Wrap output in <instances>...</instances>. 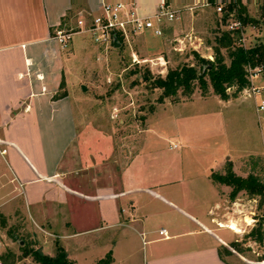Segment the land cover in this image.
I'll return each instance as SVG.
<instances>
[{"label": "rangeland", "instance_id": "1", "mask_svg": "<svg viewBox=\"0 0 264 264\" xmlns=\"http://www.w3.org/2000/svg\"><path fill=\"white\" fill-rule=\"evenodd\" d=\"M143 1L154 7L160 0ZM166 1L171 9L180 11V18L163 25L162 37L147 31L132 40L130 46L107 50L95 44L88 33L72 37L88 45L87 53L77 60L76 69H94L84 80L72 77L69 87L74 97L80 162L101 164L103 171L97 187L99 183H115L118 172L134 156L139 159L131 168L132 178L151 186L162 184L161 189L154 188L161 193L163 189L175 191L177 181L182 179L205 185L206 173L224 176L230 170L241 178L255 175L264 181V110H258L264 94L249 97L243 90L223 101L211 86L203 91L195 82L189 97L181 90L175 96L164 97L162 90L154 86L153 81L164 77L168 70L181 66L197 68L195 55L213 60L215 38L231 20L223 22L207 0ZM242 4L252 22L243 25L241 44L250 48L264 42V0H242ZM190 7L194 9L191 11ZM86 17L88 21L89 16ZM221 52L227 55L225 49ZM159 58L164 59V66ZM252 85L264 86V76L260 73L252 79ZM75 92L82 99H75ZM72 177L77 179L75 189L80 194L70 219L75 230L86 232L63 237L72 234L74 228L71 231L62 227V216H53L50 226H46L35 220L33 207L25 205L21 197L17 215L8 220L0 215V264H38L26 252L40 248L53 256L57 247L74 264H96L112 249V231L99 232V209L82 196L95 193L90 189L94 183L85 172ZM211 180L221 198L215 215L219 219V214L227 212L223 219L232 221L228 227L235 232L238 227L239 231L235 235L226 227L217 232L232 242L230 260L264 262V240L260 244L247 237L258 221L264 220L259 197L241 191L233 199L228 185ZM262 228L264 232V221Z\"/></svg>", "mask_w": 264, "mask_h": 264}, {"label": "crops", "instance_id": "2", "mask_svg": "<svg viewBox=\"0 0 264 264\" xmlns=\"http://www.w3.org/2000/svg\"><path fill=\"white\" fill-rule=\"evenodd\" d=\"M99 2L0 0L1 217L17 215L22 197L25 205L33 207L35 220L46 226L53 216H62V227L74 228L63 237L86 232L75 230L70 219L80 194L72 175L85 172L95 193L82 196L99 209V232L112 231V249L106 252H111L112 264H263L230 260L232 242L217 232L232 221L223 219L227 212L219 219L215 215L221 198L209 174V184L182 179L175 191L162 188L161 193L154 188L161 189L162 184L151 186L132 178L131 168L139 156L129 158L115 183H99V187L101 164L80 162L69 87L72 77L86 78L94 69H76L77 60L88 51L84 40L72 38L62 49L55 37L59 31L87 23L86 15L96 12ZM126 2L140 14L150 15L160 1L154 7L143 0ZM75 94V99H82ZM161 230L166 237L159 235Z\"/></svg>", "mask_w": 264, "mask_h": 264}, {"label": "trees", "instance_id": "3", "mask_svg": "<svg viewBox=\"0 0 264 264\" xmlns=\"http://www.w3.org/2000/svg\"><path fill=\"white\" fill-rule=\"evenodd\" d=\"M208 1L215 6L217 2L227 0ZM229 18H236V20L241 21L242 25L252 22L246 16L242 0L224 6L221 19L223 22H227ZM240 38V31L223 30L215 38L216 48L213 60H206L195 55L197 68L181 66L168 70L164 77L158 76L153 81L154 86L162 90L164 97L175 96L179 90L189 97L196 82L203 91L211 86L215 95L223 101H229L231 97H236L239 92L250 87L249 69L260 67L261 74L264 76V42L245 48L240 43ZM222 49L226 50V56L222 54ZM231 89L234 91L230 94L228 91ZM211 178L228 185L232 189L231 198L234 199L239 192L245 191L251 197H259V205L264 206V181L259 177L249 175L246 178H241L230 170L224 176L212 174ZM263 221L261 218L258 224L247 234V237L260 244L264 240ZM234 246L235 244L232 247ZM26 255L33 256L34 261L38 264H74L68 260L67 253L61 247L56 248L53 256L44 254L40 248L31 249L26 252ZM112 262L113 258L109 252L96 264H112Z\"/></svg>", "mask_w": 264, "mask_h": 264}, {"label": "built area", "instance_id": "4", "mask_svg": "<svg viewBox=\"0 0 264 264\" xmlns=\"http://www.w3.org/2000/svg\"><path fill=\"white\" fill-rule=\"evenodd\" d=\"M239 0L219 1L215 4V11L218 15L223 14L224 6L228 3H237ZM207 3L209 1L207 0ZM189 10L194 8L190 7ZM89 18L87 23L80 22L77 30H70L67 32L59 31L55 39L58 41L62 49H66L72 37L78 33H88L95 44L103 47L105 50L108 48L120 49L125 45L131 44L137 36L151 31L155 36H163V25L165 23H172L179 20L180 11L170 8L166 0H160L155 12L150 15H142L133 4H125L123 2H105L100 0L97 11L88 14ZM232 17V15H231ZM227 23V30L240 31V43L244 41L243 38V25L241 21L232 19ZM114 42L119 44L116 48ZM164 66V59L159 58ZM136 62V58L134 57ZM250 87L244 91L249 97L262 96L264 94V86L258 87L252 85V79L257 78L261 73V68L256 67L249 69ZM258 110H264V100H260ZM1 153H5L2 150ZM159 235L166 237V231L161 230Z\"/></svg>", "mask_w": 264, "mask_h": 264}, {"label": "water", "instance_id": "5", "mask_svg": "<svg viewBox=\"0 0 264 264\" xmlns=\"http://www.w3.org/2000/svg\"><path fill=\"white\" fill-rule=\"evenodd\" d=\"M114 45H115V47L116 48H118L119 47V44L118 43H116V42H114ZM84 90H85V88H83Z\"/></svg>", "mask_w": 264, "mask_h": 264}, {"label": "bare ground", "instance_id": "6", "mask_svg": "<svg viewBox=\"0 0 264 264\" xmlns=\"http://www.w3.org/2000/svg\"><path fill=\"white\" fill-rule=\"evenodd\" d=\"M246 220L248 221V219H246ZM228 228H230V227H228ZM230 229L234 231V229H232V228H230ZM236 231L239 232L238 229H236Z\"/></svg>", "mask_w": 264, "mask_h": 264}]
</instances>
